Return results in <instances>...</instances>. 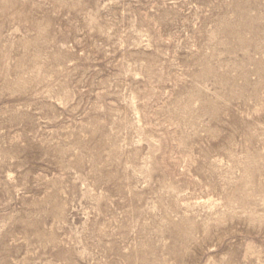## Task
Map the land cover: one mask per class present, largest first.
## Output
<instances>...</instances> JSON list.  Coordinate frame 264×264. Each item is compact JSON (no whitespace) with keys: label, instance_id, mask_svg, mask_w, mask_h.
<instances>
[{"label":"rangeland","instance_id":"rangeland-1","mask_svg":"<svg viewBox=\"0 0 264 264\" xmlns=\"http://www.w3.org/2000/svg\"><path fill=\"white\" fill-rule=\"evenodd\" d=\"M0 264H264V0H0Z\"/></svg>","mask_w":264,"mask_h":264}]
</instances>
